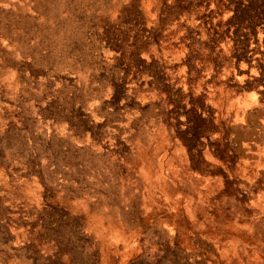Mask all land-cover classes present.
<instances>
[{
    "label": "rangeland",
    "instance_id": "rangeland-1",
    "mask_svg": "<svg viewBox=\"0 0 264 264\" xmlns=\"http://www.w3.org/2000/svg\"><path fill=\"white\" fill-rule=\"evenodd\" d=\"M232 8L0 0V264H264V29Z\"/></svg>",
    "mask_w": 264,
    "mask_h": 264
},
{
    "label": "trees",
    "instance_id": "trees-1",
    "mask_svg": "<svg viewBox=\"0 0 264 264\" xmlns=\"http://www.w3.org/2000/svg\"><path fill=\"white\" fill-rule=\"evenodd\" d=\"M255 2V0H243L235 3L234 0V8H232L234 24L239 26L240 23H243L244 34H247L249 29V31H254L257 27L264 29V0H259L257 4ZM261 17L263 20H260ZM248 43L247 36L236 35L234 37V51L240 50L238 52L244 53L247 51Z\"/></svg>",
    "mask_w": 264,
    "mask_h": 264
}]
</instances>
